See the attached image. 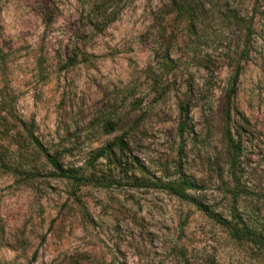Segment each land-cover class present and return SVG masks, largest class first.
Wrapping results in <instances>:
<instances>
[{
	"label": "rangeland",
	"instance_id": "374dc122",
	"mask_svg": "<svg viewBox=\"0 0 264 264\" xmlns=\"http://www.w3.org/2000/svg\"><path fill=\"white\" fill-rule=\"evenodd\" d=\"M192 9L0 0V264H264V0Z\"/></svg>",
	"mask_w": 264,
	"mask_h": 264
},
{
	"label": "trees",
	"instance_id": "16d2710c",
	"mask_svg": "<svg viewBox=\"0 0 264 264\" xmlns=\"http://www.w3.org/2000/svg\"><path fill=\"white\" fill-rule=\"evenodd\" d=\"M173 1L177 4V12L179 16H183L184 18H190V19L194 18V11L192 9V4H194L196 0L195 1L193 0L191 1L190 0L189 1L188 0H173ZM232 91L234 92L235 88H233ZM33 139H34V142L39 146V148H41L44 151V153L46 154L47 160L50 162L52 167L58 173L59 177H62L64 179L73 180L77 183H83V182L92 180V179L86 178L83 175H79L77 172H75L72 169L71 170L65 169L64 166L58 160L56 154H51L36 137H33ZM228 143L232 151L233 165H235L238 160V157L240 156V147L237 141L234 139L230 130H228ZM159 186L160 188L168 190L180 198L191 200L194 204L198 206L200 210H202L206 215H208L214 221H216L217 223L223 226H226L227 228L232 229V235L234 238L243 239L247 237L252 241L258 240L256 239L258 237H252L251 235L248 234V231H246L245 229L232 225L230 221H228L226 218H223L219 213L214 212L213 210L205 206L203 203L195 199H191V197L187 193V189L190 188L191 186L187 179H184L180 181L179 183H174V184L166 183V184H161ZM261 238L262 236L259 235L260 243L264 245V239L262 238L263 239L262 241ZM43 241H44V238H43Z\"/></svg>",
	"mask_w": 264,
	"mask_h": 264
}]
</instances>
